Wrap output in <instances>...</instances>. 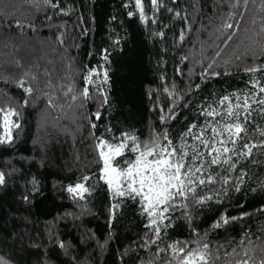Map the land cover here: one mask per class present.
Wrapping results in <instances>:
<instances>
[{"label": "trees", "instance_id": "trees-1", "mask_svg": "<svg viewBox=\"0 0 264 264\" xmlns=\"http://www.w3.org/2000/svg\"><path fill=\"white\" fill-rule=\"evenodd\" d=\"M127 2L61 0L63 7L74 9L69 16H64L47 8L43 0H0V76L8 80L5 83L0 79V104L18 107L23 93L13 81L25 72L38 77L41 94L34 104L20 109L21 127L13 129L12 143L0 144V171L6 173V184L0 186V255L10 264H140L152 255L151 251L139 247L145 220L135 203L126 201L109 225V194L95 175L96 153L88 121L81 114L97 111L98 102L90 101L82 110L68 108L63 97L66 88L62 87L69 83L68 78L74 87H83L85 66L102 64L101 54L107 49L110 53V63L105 65L110 77L109 102L99 109L102 116L97 122V135L104 126H111L113 131L135 130L141 138H146L150 128L158 126L159 113L150 111L153 102L169 103L162 91L159 96L153 95L151 101L147 95L150 89L161 87L162 72L167 76L168 86L174 83L180 92L194 84L201 85L199 91L185 95L181 107L188 100L192 105L182 108L177 120L169 125L173 132H179L193 119L196 103L212 94L244 87L246 77L236 66L251 64V51L258 54L264 43L255 35L258 27L245 23L243 27L253 30L241 31L218 58L221 64L224 59H233L234 63L229 65L233 75L202 81L198 75L202 70L200 62H209L216 45L220 44L216 39V25L210 23L217 11L213 0H200L201 11L195 17L191 15L190 0H177L175 4L172 0H163L166 7L181 11L182 16L188 15L192 23V31L186 34L182 44L178 35L185 27L183 19L161 8L157 24L143 25L137 16L127 15L129 9L123 7ZM148 15H152L151 10ZM49 16L50 20L46 18ZM16 21L24 27H16ZM28 24H33L34 29ZM161 30L165 32L164 38L151 35ZM59 36L64 40L63 45L57 39ZM116 39L120 40L119 45L113 43ZM237 44L239 54L249 52L243 62L235 61L233 56ZM185 55L189 60L181 64L180 58ZM69 58H72L71 69L66 67ZM17 62L23 67H17ZM177 68H182L184 74L178 75ZM49 95L56 98V107L48 106ZM255 120L264 126V120L258 116ZM0 135H3L2 126ZM253 159L255 163H246L248 177L241 192H230L222 203L210 202L193 212L194 225L200 233L207 232V239L214 247L226 246L222 253L231 252L246 230L257 243L258 237H264L261 232L264 213L258 211L264 208V190L260 187L264 183V153L254 150ZM84 175L92 177L88 181L91 194L85 200L74 199L64 189L79 182ZM26 195L27 202L23 199ZM242 213L249 215L225 228H211L221 214L239 217ZM169 237H190L181 211L175 213ZM59 241L64 242L65 249L58 247Z\"/></svg>", "mask_w": 264, "mask_h": 264}, {"label": "snow or ice", "instance_id": "snow-or-ice-1", "mask_svg": "<svg viewBox=\"0 0 264 264\" xmlns=\"http://www.w3.org/2000/svg\"><path fill=\"white\" fill-rule=\"evenodd\" d=\"M172 3H177V0H172ZM190 3L191 15L195 17L201 11L200 0H190ZM43 4L57 15L69 16L74 11L63 7L61 0H43ZM123 7L129 9V17L137 16L143 25L149 22L157 24V14L161 8H165L175 18L183 19L185 27L178 35L181 44L185 41L186 34L192 31L188 15L182 16L181 11L166 7L163 0H128ZM225 7L227 11L222 10ZM213 8L217 11L210 18V23L216 25V39L220 44L216 45L209 62H200L202 70L198 75L202 81L233 75L229 68L234 63L233 59H224L221 64L218 63V58L222 57L225 48L235 41L241 31L253 30L243 27L245 23L257 26L255 35L260 41H264V0H213ZM148 10H151V16L148 15ZM46 18L51 19L50 16ZM217 20L219 23H216ZM27 26L34 29L33 24ZM16 27L22 28L24 25L16 21ZM84 34H87V29ZM151 35L164 38L165 32L161 30ZM57 39L61 45L64 44L62 36ZM113 43L119 45L120 40L116 39ZM238 50L237 44L233 50L235 61L243 62L249 52L241 55ZM109 55L105 49L101 54L102 64L91 68L85 66L82 73L83 87H74L70 78L69 83L62 86L66 88L63 97L70 109L82 110L88 102H98L97 111L91 115L81 114L88 121L89 136L96 153L98 171L95 175L106 186L109 194V225L111 226L126 201L137 205L139 215L145 220V231L139 247L152 253L150 259L141 260L140 264H264V237H258L257 243L246 230L231 252L224 250L222 253L221 250L226 249V246L221 244L214 247L207 239L208 233L201 234L194 225L193 215L194 210L203 208L210 202L222 203L230 192H241L248 177L246 163L256 162L253 159L254 150L264 153V126H260L255 120V116L264 120V43L258 54L251 51V64L236 66V70L246 77L244 87L219 95L212 94L196 103L193 107V119L184 124L179 132H173L169 125L177 120L182 108L187 109L192 105V101L188 100L181 107L185 95H191L193 90L199 91L201 85L194 84L185 92H180L174 83L171 87L168 86L167 76L162 72L159 76L161 87L150 89L147 95L151 101L153 95L159 96L162 91L167 95L169 103L161 105L153 102L150 111L159 113L158 126L153 125L146 138H141L135 130L113 131L111 126H104L97 135V122L102 116L99 109L109 102L110 77L105 67L110 63ZM188 60V55L180 58L181 64ZM72 66V58H69L66 67L71 69ZM17 67L22 68L23 65L17 62ZM176 71L178 75L184 74L182 68H177ZM0 79L8 82L3 76ZM13 83L22 91L23 99L18 107L10 103L0 104V126L3 128L0 144L12 143L13 129L21 127L18 122L22 115L20 109L41 98L36 75L25 72ZM47 103L49 107L57 106L56 98L51 95L48 96ZM90 179L91 176L84 175L79 182L68 185L64 190L74 199L85 200L91 194V187L88 186ZM32 183L38 192L36 181L33 180ZM5 184L6 173L0 171V186ZM260 187L264 190V183ZM23 199L27 202L29 197L26 195ZM177 211H181L189 226L188 239L169 237ZM258 211L264 213V208ZM248 215L249 213H242L237 217L221 214L211 228H225ZM261 232L264 233V229ZM58 247L65 249L66 246L63 241H59ZM0 264L10 262L0 255Z\"/></svg>", "mask_w": 264, "mask_h": 264}]
</instances>
